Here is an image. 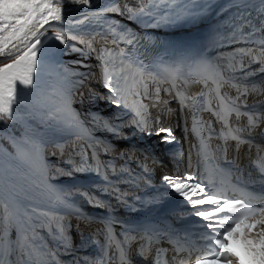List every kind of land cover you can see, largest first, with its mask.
Masks as SVG:
<instances>
[{"label":"rangeland","instance_id":"obj_1","mask_svg":"<svg viewBox=\"0 0 264 264\" xmlns=\"http://www.w3.org/2000/svg\"><path fill=\"white\" fill-rule=\"evenodd\" d=\"M143 1L119 0L112 7L110 14L120 18L121 21L128 18L132 24L139 27L152 26L160 29L146 30L178 33L192 29L193 27H190L185 29L186 31H180L178 28H185L188 24H197V17L206 12L207 5L210 6L208 11L222 2L226 1L227 3L230 0ZM205 2L206 4H204ZM122 6H124L122 10L130 9L128 17L122 13ZM188 12L196 17H188ZM180 15L187 16L182 23L177 22ZM208 17L209 15L202 17L198 27L195 28L201 27ZM58 32L52 28H47L44 31V39L41 44L43 56L40 58L38 69L34 74V86L23 88L17 82V103L13 105L12 119L0 121L1 169L8 176H14L22 183L29 179L35 185L36 182L32 174L26 168L31 165L33 160L28 149L32 146L36 147L37 156L42 163H46L41 150L43 146L63 141L61 152L49 151V155L46 156L49 158V164L46 163L45 166L53 174L52 178L57 186L61 190H65L66 196L75 201L81 200L93 205L96 200L102 201L110 197L112 188L114 185L118 186L120 182L113 179L116 175L115 178H118L121 173H127V169L134 171L137 168L135 160L132 162L133 154L126 151L130 144L137 142V139L133 133L132 112L122 79L125 74L130 72L135 76L138 74L123 61L119 47L113 42L84 34V36L70 37L71 39L67 38L68 36L64 37L67 43L62 45L55 39ZM83 41L89 43L88 47L87 45L82 47ZM18 56H21V52L1 59L0 66L14 62ZM217 57L230 71H237L238 77L239 75L246 76L245 69L237 70L245 64L244 60H240L244 57L243 52L237 49H231L229 52L224 50L218 52ZM110 59L113 60V70H108L104 66L105 60ZM100 74H102V80L99 78ZM253 74L251 72L249 76ZM106 82H110L113 86L114 98L118 103L113 102V92L105 87ZM84 126L92 134L95 133L110 140L113 143L110 144L112 147L105 146L100 141H93L91 144L95 145L92 150L91 144L89 145L86 143L87 141L81 139L83 138L80 136L83 135L82 130L85 131ZM136 145L140 146V144ZM132 150L135 153V149ZM101 154H105L107 157L97 158ZM113 155L121 158L116 165H113L109 158ZM47 180L49 179L47 178ZM103 180L112 182V186H104L101 183ZM82 183L87 184L80 186ZM122 186H125L124 182ZM3 188L0 180V189ZM7 207L5 203L0 205V264H18V256L13 250L15 233L13 235L12 216L10 217L11 212L9 213ZM30 213L33 218L39 221V226L43 228V231L49 226L51 230H58L59 235L56 237L58 243L64 244L65 241V244L68 245V235L76 232L73 223L62 217H56L52 213L46 212L43 214L37 210H31ZM46 216L49 223L42 221L46 220ZM24 223L26 224V219L23 220ZM20 230L23 252L29 254L27 255L31 261L35 264L59 263L60 258L57 257L56 251L42 245L39 241V232L32 230L31 233L29 231L25 233L24 228ZM5 232L7 234L2 238V234ZM75 240L77 243H82L81 237H75ZM62 249L57 252L61 254ZM23 252H21L22 255ZM25 259V257L21 258L20 262ZM44 259L47 262H44Z\"/></svg>","mask_w":264,"mask_h":264},{"label":"bare ground","instance_id":"obj_2","mask_svg":"<svg viewBox=\"0 0 264 264\" xmlns=\"http://www.w3.org/2000/svg\"><path fill=\"white\" fill-rule=\"evenodd\" d=\"M118 1L89 0V4L84 5L77 4L74 0H67L66 3L64 0H61L60 4L56 5L54 0V6H58L62 10V20L60 22L49 20L47 22H35L31 24L28 30L6 41L4 54L0 55V60L9 58L19 52H21L22 56L25 49L34 44L37 39L43 41V34L47 28H52L68 37L85 34L109 40L119 47L124 61L136 64L140 69H146L152 73H177L182 77L185 91L190 92L195 90L194 85L198 87V84L201 83L196 77L195 72L198 69L202 70V65L207 58L206 52L208 49L205 46V41L211 33L216 36L219 42L217 45L219 49H222L223 45L231 44L237 48L243 47L249 41V38L245 37L243 33L245 31L244 23L254 18L253 13H259L263 10L262 0H230L213 11L207 21L199 28H192L186 32L162 33L160 31L133 28L132 25L112 16L110 11ZM32 32H36L38 35L32 36ZM234 36H239L241 39L236 40ZM250 69L253 70V75L249 76L252 71L248 75L247 73L245 74L247 77H239V79L225 75V79L220 85L224 95H227L228 90L226 89L228 88L232 92L229 102L236 107V110L240 111L241 117H244V113H249L254 115L256 119L264 121V102L261 101V98H264V61L255 63L250 66ZM237 73H234V75H237ZM186 74L190 77L191 82L184 78ZM213 84H215L214 81H208V85L204 89L210 95H212L210 89L213 87ZM255 89H260L263 94L259 96L260 100H254V102L250 103L251 95ZM241 96L247 102H241ZM233 119L238 125L240 121H237L238 119L236 120L235 118ZM238 130L240 131V129ZM241 130L243 129L241 128ZM82 134L87 142H91L94 139L86 129L85 131L82 130ZM240 135L245 136L243 132H240ZM253 136L257 138L259 135L254 132ZM149 137L147 131L142 135H138L137 142L130 144L126 151L134 153L132 149H135V155L141 161L140 164L143 167L152 168L154 164V149L150 145L162 138V135ZM105 142L110 143L108 140ZM136 144H140V146ZM177 146L169 148V150L177 151L176 153H170L174 157L179 155ZM28 150L32 154L33 160L31 165L26 166V168L32 174L36 182L35 185L29 179L24 180L25 183H22L14 176H8L1 169L0 164L1 187H4L0 189V200L5 202L11 212L14 223L13 231L16 235L15 242H17V237L20 234L19 224H22V218L26 216L24 212L25 206L50 212L66 210L72 215L77 213L74 208L75 206L65 200L57 187L54 186L53 181L47 180L45 170L40 164L33 146ZM101 157L107 156L102 154ZM116 157L113 156L111 160L116 161ZM10 161L12 163V160ZM118 161L116 162L118 163ZM143 167L141 168L139 165L136 169L137 172H133L132 178H125L124 173L118 175L119 177L116 180L122 179L121 182H124L125 186H122L121 183L117 187H114L112 197L107 198L105 203L112 201L110 203L119 206L121 205L119 199L122 197V199L130 201V203H127V211H153L156 201L150 199L148 188L150 185L155 184V179L153 178V174L148 173ZM157 168L160 169V167ZM180 172V163L175 169L168 168L165 171L172 178L181 175ZM16 176L18 175L16 174ZM140 177L144 180L143 184L138 182ZM102 184L109 185L111 183L103 182ZM138 188L145 191L146 195L143 192L139 193L137 191ZM134 192L138 193L135 196H131ZM133 197L134 201L131 202ZM124 212L126 213V208ZM103 238L101 239L102 244L106 242ZM69 251L71 253L63 254V259L71 264H87V261L96 259L95 254L88 251H76L74 249H70ZM71 254L74 256L72 259H70ZM76 257H79L77 261L75 260ZM20 264H30V262L25 259L21 260Z\"/></svg>","mask_w":264,"mask_h":264},{"label":"snow or ice","instance_id":"obj_3","mask_svg":"<svg viewBox=\"0 0 264 264\" xmlns=\"http://www.w3.org/2000/svg\"><path fill=\"white\" fill-rule=\"evenodd\" d=\"M61 0H55V4L59 5ZM66 3L67 0H64ZM77 4L88 5L89 0H74ZM61 8L54 6V0H0V55L4 54V49L6 47V41L11 40L19 36L20 33L25 32L29 29V26L35 22H47L49 20L60 22L62 20ZM36 32H32V36H37ZM55 39L59 41L60 44H66L64 36L59 32L56 33ZM43 42L39 39L29 47H27L22 56H18L17 59L9 64L0 66V121L12 119L13 115V105L17 103V82L23 88H31L34 86V74L38 69V64L40 58L43 56V50L41 49V44ZM264 47V45H262ZM105 87L113 92V102L118 103L115 100L114 88L110 82H106ZM251 127H256L254 121L250 125ZM114 131V129H113ZM143 132V128H141ZM164 133V142H170L169 138L171 136V130L166 128H161L160 132ZM164 180L172 186V190L178 193L185 200L189 201L192 205L195 215L203 218L204 220H211L212 216L216 213H221L224 209L230 208L233 204H239L240 201H223V204L216 200L213 196H209L201 183H187L183 181H194V177L185 176L183 178L165 176ZM204 196L206 199H193V196ZM212 204L216 207L211 211H200L197 210V206L204 204ZM241 211L247 212H261L264 208L258 209H241ZM243 219V217H241ZM225 220L220 221V225L225 224ZM238 222V221H237ZM208 227L216 231V225L209 223ZM233 231V229H228V232ZM225 233V235L228 234ZM215 246L219 248V252H216L213 257H203L197 258V264H202V259H215V260H229L231 256H237L236 253L231 252L227 249L226 242L223 238L215 240Z\"/></svg>","mask_w":264,"mask_h":264},{"label":"trees","instance_id":"obj_4","mask_svg":"<svg viewBox=\"0 0 264 264\" xmlns=\"http://www.w3.org/2000/svg\"><path fill=\"white\" fill-rule=\"evenodd\" d=\"M54 149H58V147L56 145L52 146ZM50 147L49 146H45L44 147V152L47 154L49 151Z\"/></svg>","mask_w":264,"mask_h":264}]
</instances>
